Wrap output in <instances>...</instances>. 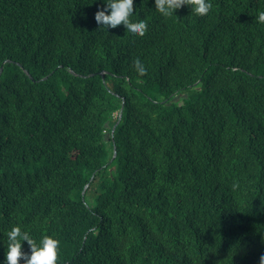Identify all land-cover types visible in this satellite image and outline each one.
<instances>
[{"label": "trees", "instance_id": "16d2710c", "mask_svg": "<svg viewBox=\"0 0 264 264\" xmlns=\"http://www.w3.org/2000/svg\"><path fill=\"white\" fill-rule=\"evenodd\" d=\"M206 2L134 0L139 36L107 0H0V264L14 226L57 264H260L264 0Z\"/></svg>", "mask_w": 264, "mask_h": 264}, {"label": "clouds", "instance_id": "9594fccd", "mask_svg": "<svg viewBox=\"0 0 264 264\" xmlns=\"http://www.w3.org/2000/svg\"><path fill=\"white\" fill-rule=\"evenodd\" d=\"M107 7L98 10L95 19L96 22L106 29H115L123 25L127 32L133 35L143 36L147 30V24L141 20L133 23L130 17L134 12V0H107ZM155 6L159 13L164 17H170L178 9L189 6L192 14L204 16L207 15L212 5L206 0H155ZM110 13V14H108ZM257 22L264 24V11H260L257 16ZM135 67L139 75H146V69L137 59ZM27 242L29 252L22 250V242ZM59 241L51 236H43L37 242L28 232H23L19 226H14L7 232V252L5 264H57ZM260 264H264V255L260 256Z\"/></svg>", "mask_w": 264, "mask_h": 264}, {"label": "water", "instance_id": "95a60500", "mask_svg": "<svg viewBox=\"0 0 264 264\" xmlns=\"http://www.w3.org/2000/svg\"><path fill=\"white\" fill-rule=\"evenodd\" d=\"M3 71H4V66L1 68V70H0V77H1V75H2V73H3ZM26 73L30 76V78L31 79H33V77L30 75V73L29 72H27L26 71ZM34 80V79H33ZM122 117H123V110L121 111V114H120V118H119V121H118V123L115 125V127H114V130H113V134L115 133V130H116V128L119 126V124L121 123V120H122ZM115 152H114V159L117 157V148H116V146H115V150H114ZM113 159V160H114ZM113 160L111 161V163L113 162ZM95 178V175L92 177V179H91V182L93 181V179ZM90 187V184L89 185H87V187H86V189H85V191H84V193H83V195L85 196V194H86V190L88 189Z\"/></svg>", "mask_w": 264, "mask_h": 264}, {"label": "rangeland", "instance_id": "374dc122", "mask_svg": "<svg viewBox=\"0 0 264 264\" xmlns=\"http://www.w3.org/2000/svg\"><path fill=\"white\" fill-rule=\"evenodd\" d=\"M88 202L91 203V205H93V202H94V201H93V199H92L91 196H89V198H88Z\"/></svg>", "mask_w": 264, "mask_h": 264}]
</instances>
